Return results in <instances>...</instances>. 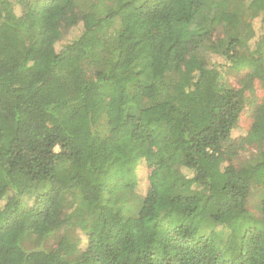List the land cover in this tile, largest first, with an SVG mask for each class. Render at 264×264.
Masks as SVG:
<instances>
[{
  "label": "trees",
  "instance_id": "obj_1",
  "mask_svg": "<svg viewBox=\"0 0 264 264\" xmlns=\"http://www.w3.org/2000/svg\"><path fill=\"white\" fill-rule=\"evenodd\" d=\"M258 17L264 0H0V264H264Z\"/></svg>",
  "mask_w": 264,
  "mask_h": 264
},
{
  "label": "rangeland",
  "instance_id": "obj_2",
  "mask_svg": "<svg viewBox=\"0 0 264 264\" xmlns=\"http://www.w3.org/2000/svg\"><path fill=\"white\" fill-rule=\"evenodd\" d=\"M26 6H28L27 3H25ZM22 6H24V3L22 4H16L15 5V12L17 14H20L22 9ZM25 7V6H24ZM27 10V9H25ZM253 27L255 30V39L264 31V24L261 23L260 17L256 18L253 20ZM262 30V31H261ZM81 31V26H76L72 28L69 32H67L64 37L57 42L55 48L58 50L62 47V45L66 42H68L70 39H72L75 35L77 36ZM210 61H217V62H223L222 59L218 58L217 56H211ZM240 68V67H237ZM239 70H232L229 72L226 76L228 84L231 86H238L237 84V79L240 75L241 72H238ZM257 99L260 100L261 98L264 97V91L261 89H258L256 92ZM249 107L246 106L242 114L240 116V119L237 123V125L234 127L232 130V137L237 138L239 140L238 145H239V156H238V163H243L246 161H250L252 159V156L255 152V143L256 139L249 136L247 134L248 132V127L250 124V116L248 114ZM57 150V148H56ZM137 174L139 178V185H138V192L139 194H144L146 190V185H147V177H148V172L143 164L139 165V168L137 169ZM257 192L254 193V196L252 198L253 202H250V209H252V204L257 201ZM3 203L0 201V204ZM77 235L81 239V244L82 246L85 243V235L82 233H77ZM85 259H88L86 255L83 256L82 261H85Z\"/></svg>",
  "mask_w": 264,
  "mask_h": 264
}]
</instances>
